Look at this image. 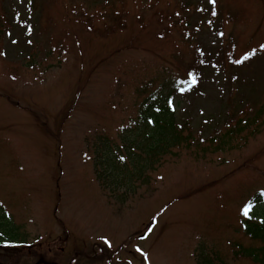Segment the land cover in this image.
Segmentation results:
<instances>
[{
  "label": "rangeland",
  "instance_id": "374dc122",
  "mask_svg": "<svg viewBox=\"0 0 264 264\" xmlns=\"http://www.w3.org/2000/svg\"><path fill=\"white\" fill-rule=\"evenodd\" d=\"M76 1L65 0L69 7L64 9L45 2L36 9L31 0H0V12L7 18L3 33L0 25V52L7 58L0 55V94L6 91L22 105H12L10 97L0 95L1 260H14V252L5 245L8 242L30 245L36 252L57 241V236H64L67 242L61 264H68L69 256L74 255L75 264H104L106 258V264H195L193 255L199 241L216 248L227 264H250L233 257L229 241L250 242L237 229L238 205L251 195L252 187L264 188V125L246 140L234 141L231 149L212 154L215 142L204 139L202 144L208 147H204V154L198 153V161L182 151L152 171L147 181L134 178L112 190L103 188L93 172L92 160H86L92 158L91 149L86 156L81 154L83 138L90 137V145L99 134L116 138L134 113L141 86L152 88L159 80L173 76L182 80L185 72L177 60H171L172 45L153 34L162 25L156 16L149 19L151 11L144 16L146 31L131 14L124 28L102 33L94 26H86L92 30L88 31L76 25L81 11L79 7L76 15L70 11ZM186 1L193 16L186 20L198 24L183 43L194 36L204 65L207 63L204 74L208 77L185 96L182 109L195 126L203 125L201 136L208 138L214 134L211 120L217 118V109L226 97L211 78L210 65L219 57L218 46L223 42L219 32L226 36L234 26L221 11L219 1L220 13L212 26L205 20L211 12L207 7L212 9L213 3ZM223 1L242 21L246 12L262 2ZM88 2L98 1L86 0L84 6ZM203 6L204 11L197 10ZM61 15H66V21L59 23ZM177 20L174 24H180ZM0 21L4 22L1 15ZM68 25L75 33L66 40L73 44L71 52L52 46L46 36L64 37L63 29ZM260 30L261 41L245 47L244 52L260 54L247 60L241 68L243 75H238L239 69L233 71L238 79H250V86L242 91L251 97L243 102L250 110L264 101V95L255 100L264 93V24ZM173 34V42L180 45V30L174 28ZM38 60L52 62L45 68L59 78L46 73L32 79V75L39 76L40 69L30 62ZM11 67L19 72V78L32 80H11L6 73ZM131 186H135L133 196L127 194ZM5 237L10 241L5 242ZM120 246L124 247L110 257L105 254V249L111 252ZM20 259L16 257L15 263Z\"/></svg>",
  "mask_w": 264,
  "mask_h": 264
},
{
  "label": "trees",
  "instance_id": "16d2710c",
  "mask_svg": "<svg viewBox=\"0 0 264 264\" xmlns=\"http://www.w3.org/2000/svg\"><path fill=\"white\" fill-rule=\"evenodd\" d=\"M84 1L86 0H77L70 6V11L74 15L77 14L76 7H79L81 11L76 20V25L84 29L88 24H90L89 27H96L94 23L102 22V27H97V30L102 33L107 30L113 31L114 28L120 26L125 27L131 14L136 19L135 23L143 31H146L144 28L148 23L144 20V16L146 12L151 11L149 19L156 16L157 21L162 25V28L153 34L157 35L158 38H165L167 44L172 45L171 60L173 63L177 60L182 68L181 71L186 74L183 80H179L176 76H173L172 79L163 78L159 80L154 89H148L146 84L141 86L139 88L141 98L134 105V113L129 123L126 127H122L118 134L119 141L105 134L96 136L95 164L99 165V171L96 170L98 176L116 187L120 183H130L134 178L140 182L147 181L149 170H154L170 156L179 157L182 151L193 155V158L197 160L199 158L198 153H205L206 148L204 147H208V145L202 143L204 139L208 140V138L201 136L203 125L195 126L187 114L182 119H178L176 109L179 101L174 100L175 91L178 87L191 89L194 86L191 83L192 77L188 73H192L195 80L199 75L205 76V79L208 77V75L203 74L205 71L202 67L203 57L193 42L194 36L183 43L185 37L194 31L193 26L198 24V22L191 24L187 20L182 22L184 18L188 19L189 4L187 1L100 0L99 3L88 2L86 6H84ZM43 2L61 9L68 6L65 4V0H39L38 2L34 0L33 6L37 9ZM220 9L234 27L228 35L221 34L223 42L218 46L219 57L215 58L217 63L213 69L214 77L211 76V78L216 82L220 91L226 89L231 92V95H228L226 99V104L229 105L228 109L233 111L236 104L240 103L239 95L235 93L236 89L240 86H250L248 85L250 79L241 80L233 76L235 73L233 71L246 67L245 61L241 64H237L235 61L246 54L244 53L245 47H253L263 38L260 27L264 24V0L259 1L257 9L246 12L243 21L238 17V12L235 9H231L225 4H222ZM214 13L217 17L220 10L216 9ZM0 15L4 21H0V25L3 26V33L6 30L7 18L2 12ZM47 15L49 19L52 18L49 13ZM176 20L180 24H174ZM57 21L59 23L66 21V15H61ZM109 21L113 24L112 26L107 24ZM169 24L172 25L169 26ZM241 25L243 26L241 27ZM174 28L180 30L183 39L180 45L173 42L175 41L173 37ZM63 30L65 31L64 37L55 38L50 34L46 36L50 39L52 46L71 49V44L66 42V36L75 33L71 30L70 25ZM2 33H0V37ZM91 34L93 33L91 32ZM152 46H155L154 42ZM157 47L155 46V48ZM251 53L256 56L260 54L259 51L255 50H252ZM221 72H223V76ZM262 95L264 93L255 100H261ZM169 100L172 101L171 105L168 103ZM239 109L240 114L236 118H232L233 116L227 118L228 116L222 117L225 113H221L219 108L220 117L218 115L214 122L211 120V128L214 129L211 141L215 144L210 153L231 149L232 142L239 141V139L246 140L249 134L258 133L261 130L264 125V119H262L264 101L255 105L251 110L246 106H238ZM121 157L124 159L122 160ZM257 198L261 197H254L249 200L248 204H251L249 215L242 222L243 236L248 238L250 242L248 244H243L238 240L233 242L234 257L244 258L250 264H264V203ZM198 246L202 248L195 254L196 264H227L216 248L205 249L202 244ZM11 249L14 252V258L27 253L25 251L22 253L18 248Z\"/></svg>",
  "mask_w": 264,
  "mask_h": 264
},
{
  "label": "snow or ice",
  "instance_id": "6c2138e0",
  "mask_svg": "<svg viewBox=\"0 0 264 264\" xmlns=\"http://www.w3.org/2000/svg\"><path fill=\"white\" fill-rule=\"evenodd\" d=\"M210 2H211V3H215V0H210ZM213 14H215V13H213ZM261 47L264 48V45H261ZM251 55H252V53H246L243 57H241V59L236 60L235 63H237V64H241L243 61L247 60V59L249 58V56H251ZM188 75H189L190 77H192V83L194 84V83L196 82V81H195V77H194V75H193L192 73H188ZM181 91L183 92L184 89H181ZM168 103H169V105H171L172 101L169 100ZM149 122H151V121H149ZM121 159L123 160L124 157H121ZM250 208H251V204H246V205L244 206V208L242 209L243 214H244L245 216H248V215H249V209H250Z\"/></svg>",
  "mask_w": 264,
  "mask_h": 264
}]
</instances>
